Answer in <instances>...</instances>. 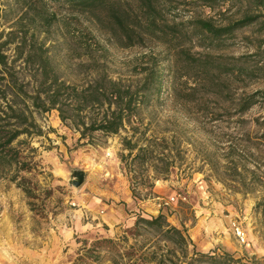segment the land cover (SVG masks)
I'll return each instance as SVG.
<instances>
[{"label": "rangeland", "instance_id": "rangeland-1", "mask_svg": "<svg viewBox=\"0 0 264 264\" xmlns=\"http://www.w3.org/2000/svg\"><path fill=\"white\" fill-rule=\"evenodd\" d=\"M0 5L4 10L0 32L7 33L20 8L14 0ZM46 7L57 20L46 33L40 28L34 34L49 47L62 79L73 83L74 70L85 61L79 58L83 49L79 43L88 39L90 45L96 41L107 51L99 63L113 80L134 84L133 59L140 50L108 45L87 17L66 2H49ZM238 9L230 3L198 12L225 25L229 18H238L234 16ZM227 45L210 51L214 63L255 72L228 79L222 74L228 89L216 100L196 96L201 108L181 98L182 93L175 98V89L185 91L187 78L181 64L173 67L166 60L161 65L160 93L150 96L117 135L94 134L89 145V139L80 141L79 133L60 121L58 112L35 113L44 135L30 142L35 150L29 154L32 171L20 174L33 189V198L0 176V264H111L107 254L98 262L86 258L84 249L96 240L117 241L123 235L128 237L127 248L135 243L143 248L155 245L153 237L135 240L127 231L139 216L159 214L171 226L185 229L192 242L189 256L193 251L216 257L228 253L239 261L232 264H264V145L258 139L264 133V99L258 98L244 114L236 106L240 97L264 91V26L237 31ZM160 53L161 59L168 57ZM86 80L80 75L77 82L82 85ZM163 138L169 143L171 164L160 174L143 164L138 149L153 141L160 145ZM124 140L137 145L131 154ZM229 143L247 147V155L236 157L241 176L225 169ZM154 165L162 168L158 161ZM76 171L85 174L79 188L70 185ZM236 227L245 233L249 246L241 244Z\"/></svg>", "mask_w": 264, "mask_h": 264}, {"label": "trees", "instance_id": "trees-1", "mask_svg": "<svg viewBox=\"0 0 264 264\" xmlns=\"http://www.w3.org/2000/svg\"><path fill=\"white\" fill-rule=\"evenodd\" d=\"M14 1L20 8V15L12 30L0 32V176L15 184L28 198H33V189L27 187V180L20 174L32 171L29 154L35 150L30 147V142L44 135L34 118L35 113L58 112L60 121L68 122L79 133L80 141L89 139V145H92L94 134L117 135L136 116L139 107L149 102L150 96L160 93L163 79L161 65L166 60L173 67L181 64L183 76L187 78L185 91L175 89V98L182 93L181 98L201 108L203 103L200 104L196 96L202 100L211 96L216 100L223 89H228L227 81L220 79L222 74L228 79L250 76L255 72L244 66L227 69L228 65L224 67L226 65L222 63H214L215 56L210 51L224 50L237 31L257 24L264 26V0ZM49 2H66L86 16L108 45L123 50H140L133 59L134 84L122 79L113 80L104 64L99 63L106 58L107 51L96 41L90 45L88 39L79 43L83 48L79 58L85 61L74 70L73 83L62 79L52 65L49 47L44 41L39 42L34 34L40 28L46 33L57 20L56 14L46 7ZM230 3L240 6L234 15L238 18H229L225 25L204 18L198 12V8L215 11ZM3 14L0 5V19ZM90 36V39L94 38ZM196 48L202 52H192ZM161 51L168 57L161 59ZM80 75L87 79L82 85L77 82ZM183 76L179 74V77ZM258 98L264 99V91L240 97L236 103L238 113L250 111ZM258 139L264 145V133ZM161 141L160 145L148 142L138 152L143 153V164L165 174L171 157L168 141L164 138ZM123 146L129 154L137 147L125 140ZM246 148L245 145L237 147L229 143L227 155L230 157L226 170L241 176L238 172L240 161L236 157L247 155ZM180 152L182 154L183 151ZM157 161L162 164L158 170L154 165ZM127 232L135 240L153 237L155 245L149 243L143 248V245L135 243V246L127 248L128 237L125 235L117 241L99 239L89 249H84L86 258L98 262L103 254H107L111 264L239 262L228 253L216 257L193 251L189 256L192 242L185 229L171 226L162 214L148 219L139 216Z\"/></svg>", "mask_w": 264, "mask_h": 264}, {"label": "water", "instance_id": "water-1", "mask_svg": "<svg viewBox=\"0 0 264 264\" xmlns=\"http://www.w3.org/2000/svg\"><path fill=\"white\" fill-rule=\"evenodd\" d=\"M85 179V174L82 171H76L73 173L72 180L70 181V185L74 188H79Z\"/></svg>", "mask_w": 264, "mask_h": 264}, {"label": "built area", "instance_id": "built-area-1", "mask_svg": "<svg viewBox=\"0 0 264 264\" xmlns=\"http://www.w3.org/2000/svg\"><path fill=\"white\" fill-rule=\"evenodd\" d=\"M235 230H236V236L240 240L241 244L249 246L248 243L246 242V236L245 233L242 231V229L240 227H236Z\"/></svg>", "mask_w": 264, "mask_h": 264}]
</instances>
